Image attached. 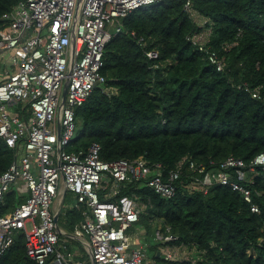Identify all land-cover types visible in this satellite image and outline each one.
Wrapping results in <instances>:
<instances>
[{"label": "trees", "instance_id": "trees-1", "mask_svg": "<svg viewBox=\"0 0 264 264\" xmlns=\"http://www.w3.org/2000/svg\"><path fill=\"white\" fill-rule=\"evenodd\" d=\"M19 1L0 0V29L9 23L3 15ZM184 2L160 0L121 18V31L105 44L101 69L105 84L116 92L106 95L96 86L76 108L69 150L97 142L103 160L143 156L160 162L165 172L183 156L213 168L230 155L248 161L264 153V0H191L211 20L212 48L235 42L222 51V71L187 40L197 26ZM150 48L158 58L146 56ZM243 82L260 86L261 97L238 87ZM13 159V149L0 137V173ZM189 176L171 197L142 181H126L121 194L138 193L149 200L137 225L146 230L159 221L169 225L177 236L172 243L205 250L198 264H264V173L248 184L258 192L253 202L259 212L250 211L242 194L228 186L216 185L207 194L187 188ZM22 200L14 190L7 192L1 211ZM146 252L157 264H190L163 260L155 245ZM0 264H37L26 255L23 232L17 231Z\"/></svg>", "mask_w": 264, "mask_h": 264}, {"label": "built area", "instance_id": "built-area-1", "mask_svg": "<svg viewBox=\"0 0 264 264\" xmlns=\"http://www.w3.org/2000/svg\"><path fill=\"white\" fill-rule=\"evenodd\" d=\"M158 1L21 0L3 15L9 23L0 29V60L6 53L11 59L0 80V137L13 149L14 159L0 173V256L21 231L26 255L35 263L87 264L80 253L65 245L61 249L51 210L60 187L73 195V208L82 215L75 235L84 239L91 264H157L148 257L149 244L135 241L140 231L137 222L149 200H142L138 193L121 194L130 179L171 197L184 175H190L187 188L207 194L216 185L228 186L242 194L250 211L259 212L253 202L256 191L248 184L259 172L264 173L263 152L248 161L230 155L213 168L183 156L165 172L160 162L150 163L143 156L103 160L97 142L69 150L76 131V108L96 86L106 95L116 92L105 84L101 71L105 44L121 31L122 17ZM184 9L197 26L187 40L218 71L224 70L222 51L235 42L224 43L219 50L212 48L210 18L201 15L191 0H185ZM138 41L145 44L146 40L139 36ZM145 54L150 60L159 56L154 48ZM238 87L253 98L261 97L260 86L243 82ZM18 180L25 185L27 196L3 213L4 196ZM159 223L152 235L159 257L198 264L205 250L185 242L172 243L177 236L169 225ZM132 228L135 234L128 233Z\"/></svg>", "mask_w": 264, "mask_h": 264}, {"label": "rangeland", "instance_id": "rangeland-1", "mask_svg": "<svg viewBox=\"0 0 264 264\" xmlns=\"http://www.w3.org/2000/svg\"><path fill=\"white\" fill-rule=\"evenodd\" d=\"M10 189L14 190V186H11ZM60 199H61V192H60V188H59V192L55 198V201H58V200L60 201ZM73 204H74L73 197L70 194H66L64 196V199H63V208H62L63 211H61L60 217L58 220V223L61 226L63 225V222L65 221L66 222L65 227L68 228L69 230H72L73 224L77 221V219L81 218V213L78 210H72ZM155 225H157V223L151 224L150 226L147 227L148 229L146 230L145 226L138 224L137 228L140 231L137 234L135 241L136 242H139L138 240H140L142 242L146 241L149 245H151V246L155 245V247H156L157 241L152 236L153 235V228ZM135 232H136V230L134 228H132L130 231H128L129 234H133V233L135 234ZM61 239L65 242H67V245H68V246L65 245L61 240L60 241L61 249H64L63 245H65V247L67 246V248L70 250H73V251L79 250L81 252V256L83 259L88 257L87 251H85L83 246L78 241H75L71 238L66 239V237H64V236H61ZM152 255L153 254L151 252L148 253L149 258H152ZM88 261H89V259L87 260V262Z\"/></svg>", "mask_w": 264, "mask_h": 264}, {"label": "crops", "instance_id": "crops-1", "mask_svg": "<svg viewBox=\"0 0 264 264\" xmlns=\"http://www.w3.org/2000/svg\"><path fill=\"white\" fill-rule=\"evenodd\" d=\"M10 59H11V55H10V53H6L3 57H2V59L0 60V80L3 78V76H4V70L7 68V67H9L10 66ZM16 109L18 110V111H20L21 110V108H20V106H18V107H16ZM11 186H14V190H15V192H16V194L20 197V198H22V199H24L26 196H27V190L25 189V185L23 184V182L21 181V180H18L15 184H12ZM10 191H11V189H10ZM60 192H61V199H60V201L58 200V201H55V198H54V200H53V203H52V207H51V210H52V212L54 213V215L57 213V220H56V223H57V229H58V232H59V241H61L62 239H61V236H64V237H66V239H69V238H71V239H73V240H75V241H78L82 246H83V248L85 249V251H86V247L84 246V239H80V238H78L76 235H75V229H76V226H77V224L79 223V221L82 219V215H81V218L80 219H77V221L73 224V227H72V230H69L68 228H66L65 227V225H66V222L64 221L63 222V225L61 226V225H59V223H58V220H59V217H60V213H61V211H63L62 210V208H63V199H64V196L66 195V194H70L72 197H73V195L71 194V193H69V192H64L63 190H62V188L60 187ZM57 196V195H56ZM73 199H74V202H75V198L73 197ZM72 210H75L74 208H72ZM69 237V238H68ZM139 241V240H138ZM62 242L65 244V245H67V242H65V241H63L62 240ZM68 246V245H67ZM67 246H66V248H67ZM68 249V248H67ZM73 251V250H72ZM76 252H78V253H80L81 254V252L79 251V250H75ZM159 256V255H158ZM87 258V260L89 259V257H86ZM87 264H91L90 263V260L87 262Z\"/></svg>", "mask_w": 264, "mask_h": 264}, {"label": "water", "instance_id": "water-1", "mask_svg": "<svg viewBox=\"0 0 264 264\" xmlns=\"http://www.w3.org/2000/svg\"><path fill=\"white\" fill-rule=\"evenodd\" d=\"M65 91H66V84H64V86H63L62 98H64V96H65ZM54 220L55 221L57 220V213L54 215ZM158 255H159V253L156 252V256H158Z\"/></svg>", "mask_w": 264, "mask_h": 264}]
</instances>
